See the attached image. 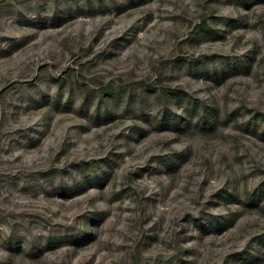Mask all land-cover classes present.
Wrapping results in <instances>:
<instances>
[{"label": "rangeland", "instance_id": "374dc122", "mask_svg": "<svg viewBox=\"0 0 264 264\" xmlns=\"http://www.w3.org/2000/svg\"><path fill=\"white\" fill-rule=\"evenodd\" d=\"M0 264H264V0H0Z\"/></svg>", "mask_w": 264, "mask_h": 264}, {"label": "trees", "instance_id": "16d2710c", "mask_svg": "<svg viewBox=\"0 0 264 264\" xmlns=\"http://www.w3.org/2000/svg\"><path fill=\"white\" fill-rule=\"evenodd\" d=\"M113 88V87H112ZM111 87L109 88V89H107V90H110V89H112Z\"/></svg>", "mask_w": 264, "mask_h": 264}]
</instances>
